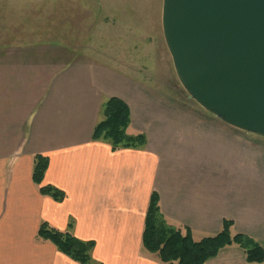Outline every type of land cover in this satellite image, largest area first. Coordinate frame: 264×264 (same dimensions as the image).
Listing matches in <instances>:
<instances>
[{
    "label": "crops",
    "instance_id": "obj_1",
    "mask_svg": "<svg viewBox=\"0 0 264 264\" xmlns=\"http://www.w3.org/2000/svg\"><path fill=\"white\" fill-rule=\"evenodd\" d=\"M0 44V264H79L38 238L43 223L94 241L93 264H164L142 243L154 192L172 228L202 240L228 220L264 248V137L182 95L153 104L143 78L112 65L41 57L44 44L34 42ZM112 97L129 105L128 132L145 135L144 147L93 140ZM37 155L49 160L43 185L62 191V202L33 182ZM206 264L264 262H248L234 244Z\"/></svg>",
    "mask_w": 264,
    "mask_h": 264
},
{
    "label": "water",
    "instance_id": "obj_2",
    "mask_svg": "<svg viewBox=\"0 0 264 264\" xmlns=\"http://www.w3.org/2000/svg\"><path fill=\"white\" fill-rule=\"evenodd\" d=\"M162 27L188 96L264 137V0H163Z\"/></svg>",
    "mask_w": 264,
    "mask_h": 264
},
{
    "label": "rangeland",
    "instance_id": "obj_3",
    "mask_svg": "<svg viewBox=\"0 0 264 264\" xmlns=\"http://www.w3.org/2000/svg\"><path fill=\"white\" fill-rule=\"evenodd\" d=\"M162 11L163 0H0V42L44 44L41 57L50 51L56 60L83 56L112 65L143 78L153 104L182 95L196 105L176 76Z\"/></svg>",
    "mask_w": 264,
    "mask_h": 264
},
{
    "label": "trees",
    "instance_id": "obj_4",
    "mask_svg": "<svg viewBox=\"0 0 264 264\" xmlns=\"http://www.w3.org/2000/svg\"><path fill=\"white\" fill-rule=\"evenodd\" d=\"M130 126L129 105L118 97H112L103 105L102 119L94 129L93 140L109 142L114 151L144 147L147 143L145 135H130ZM48 167V158L37 155L33 182L40 187L42 195L62 202L65 199L62 191L43 185ZM232 227V221H224L222 231L216 236L197 241L189 228L175 229L166 223L160 212L159 195L154 192L145 219L143 248L164 264H206L216 258L222 249L235 244L245 250L248 262L263 263L264 248L243 234L232 235ZM38 238L51 242L61 253L79 264H93L94 241L79 240L71 232L59 231L47 223L40 226Z\"/></svg>",
    "mask_w": 264,
    "mask_h": 264
}]
</instances>
